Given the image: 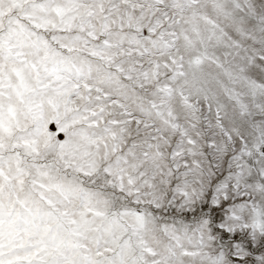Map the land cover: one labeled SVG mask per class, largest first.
I'll use <instances>...</instances> for the list:
<instances>
[{"label":"snow or ice","instance_id":"snow-or-ice-1","mask_svg":"<svg viewBox=\"0 0 264 264\" xmlns=\"http://www.w3.org/2000/svg\"><path fill=\"white\" fill-rule=\"evenodd\" d=\"M0 264H264V0H0Z\"/></svg>","mask_w":264,"mask_h":264}]
</instances>
